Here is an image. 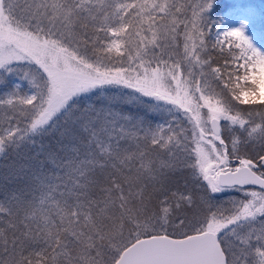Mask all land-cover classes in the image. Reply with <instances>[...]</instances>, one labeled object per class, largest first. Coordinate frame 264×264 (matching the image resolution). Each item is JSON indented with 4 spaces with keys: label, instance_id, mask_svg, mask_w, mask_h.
I'll use <instances>...</instances> for the list:
<instances>
[{
    "label": "snow or ice",
    "instance_id": "obj_1",
    "mask_svg": "<svg viewBox=\"0 0 264 264\" xmlns=\"http://www.w3.org/2000/svg\"><path fill=\"white\" fill-rule=\"evenodd\" d=\"M258 24L246 0H0V264H264Z\"/></svg>",
    "mask_w": 264,
    "mask_h": 264
},
{
    "label": "rangeland",
    "instance_id": "obj_2",
    "mask_svg": "<svg viewBox=\"0 0 264 264\" xmlns=\"http://www.w3.org/2000/svg\"><path fill=\"white\" fill-rule=\"evenodd\" d=\"M246 2L256 5L258 8H264V0H246ZM256 33H257L256 38L259 39L260 34L264 33V25L258 24L256 26Z\"/></svg>",
    "mask_w": 264,
    "mask_h": 264
},
{
    "label": "trees",
    "instance_id": "obj_3",
    "mask_svg": "<svg viewBox=\"0 0 264 264\" xmlns=\"http://www.w3.org/2000/svg\"><path fill=\"white\" fill-rule=\"evenodd\" d=\"M223 2H231V0H223ZM109 96H116L117 97V99H119V93H117V92H113V93H109L108 94ZM135 107V106H134ZM47 143H49V141H45V144H47ZM3 171V169H0V172H2Z\"/></svg>",
    "mask_w": 264,
    "mask_h": 264
}]
</instances>
